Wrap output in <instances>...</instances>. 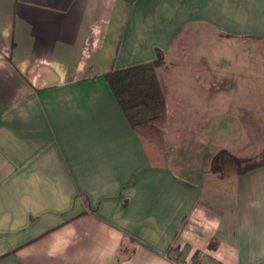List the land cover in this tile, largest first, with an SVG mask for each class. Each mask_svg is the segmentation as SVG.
Segmentation results:
<instances>
[{
  "label": "crops",
  "instance_id": "1",
  "mask_svg": "<svg viewBox=\"0 0 264 264\" xmlns=\"http://www.w3.org/2000/svg\"><path fill=\"white\" fill-rule=\"evenodd\" d=\"M164 150L105 75L152 62ZM264 0H0V264H264ZM216 240L213 247L210 244Z\"/></svg>",
  "mask_w": 264,
  "mask_h": 264
},
{
  "label": "trees",
  "instance_id": "2",
  "mask_svg": "<svg viewBox=\"0 0 264 264\" xmlns=\"http://www.w3.org/2000/svg\"><path fill=\"white\" fill-rule=\"evenodd\" d=\"M157 54L158 58L152 62L111 70L105 77L142 141L164 150L168 107L156 71L164 65V54L159 49ZM263 166L264 150L255 156L241 158L223 149L212 158L210 171L222 178H232ZM215 242L210 246L213 247Z\"/></svg>",
  "mask_w": 264,
  "mask_h": 264
},
{
  "label": "rangeland",
  "instance_id": "3",
  "mask_svg": "<svg viewBox=\"0 0 264 264\" xmlns=\"http://www.w3.org/2000/svg\"><path fill=\"white\" fill-rule=\"evenodd\" d=\"M259 76H264V70H263V67H260V74Z\"/></svg>",
  "mask_w": 264,
  "mask_h": 264
},
{
  "label": "built area",
  "instance_id": "4",
  "mask_svg": "<svg viewBox=\"0 0 264 264\" xmlns=\"http://www.w3.org/2000/svg\"><path fill=\"white\" fill-rule=\"evenodd\" d=\"M182 264H192L190 260L183 262Z\"/></svg>",
  "mask_w": 264,
  "mask_h": 264
}]
</instances>
